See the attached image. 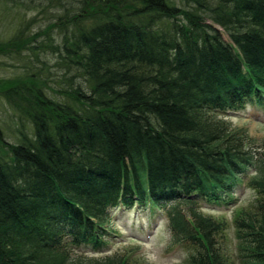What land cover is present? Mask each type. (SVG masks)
<instances>
[{"label":"trees","instance_id":"16d2710c","mask_svg":"<svg viewBox=\"0 0 264 264\" xmlns=\"http://www.w3.org/2000/svg\"><path fill=\"white\" fill-rule=\"evenodd\" d=\"M0 9L17 11L0 56L23 64L0 77L19 122L13 142L0 129V264H147L132 248L99 253L119 207L162 210L185 264H234L229 223L199 203L242 184L255 197L232 219L238 260L264 264V141L225 118L264 109V0Z\"/></svg>","mask_w":264,"mask_h":264},{"label":"rangeland","instance_id":"374dc122","mask_svg":"<svg viewBox=\"0 0 264 264\" xmlns=\"http://www.w3.org/2000/svg\"><path fill=\"white\" fill-rule=\"evenodd\" d=\"M24 17L32 16L30 12L21 10ZM17 11L3 12L0 9V34L7 29L12 18ZM32 28V27H31ZM32 30V29H31ZM223 38L228 40L226 34ZM28 53V52H26ZM24 51L22 56L27 55ZM22 62L11 56H0V77H10L15 70H20ZM233 124L244 125L255 140L257 145L264 141V109L254 104H247L244 109L225 114ZM19 127L17 116L8 108L3 99L0 98V129L4 132L3 137L9 142L15 138V129ZM255 197V191L245 186L236 189L228 202L223 204L199 203L205 213L213 216H224L229 223L222 244L226 252L233 259L234 264H240L237 254V239L232 228V219L241 207L247 206ZM114 227L117 229L115 235L111 236L108 245L101 249L100 254L111 253L115 250L124 251L132 248L147 264H185L187 250L181 245L171 243L170 230L166 214L159 209L129 208L126 211L118 209L112 212Z\"/></svg>","mask_w":264,"mask_h":264}]
</instances>
